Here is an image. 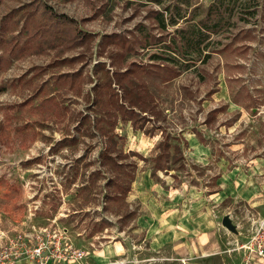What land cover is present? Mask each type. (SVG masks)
<instances>
[{
    "label": "rangeland",
    "instance_id": "rangeland-1",
    "mask_svg": "<svg viewBox=\"0 0 264 264\" xmlns=\"http://www.w3.org/2000/svg\"><path fill=\"white\" fill-rule=\"evenodd\" d=\"M31 1L1 0L0 56ZM41 1L77 19L88 40L19 51L0 71V256L16 250L18 264H264V0H228L233 11L181 74H145L159 114L138 127L120 118L109 133L112 113L95 103L94 87L115 69L150 65L154 52L177 55L162 41L186 25L180 14L192 10L196 22L214 0H189L193 9L187 0ZM168 5L183 9H173L179 23L162 33L151 11L170 23ZM106 34L133 44L124 63L126 50L101 45ZM146 35L161 42L142 48ZM164 139L171 156L159 164ZM106 148L123 170L102 159ZM117 178L132 181L131 190L116 196ZM41 243L47 262L31 256ZM70 248L83 257L64 258Z\"/></svg>",
    "mask_w": 264,
    "mask_h": 264
},
{
    "label": "trees",
    "instance_id": "trees-1",
    "mask_svg": "<svg viewBox=\"0 0 264 264\" xmlns=\"http://www.w3.org/2000/svg\"><path fill=\"white\" fill-rule=\"evenodd\" d=\"M156 3H163L164 0H150ZM1 2V0H0ZM186 5V9L192 7L193 5L189 0L183 2ZM178 5V4H177ZM180 5V4H179ZM178 7L182 11L181 6H174V8ZM172 6H165L163 10L171 13L170 19L171 22H167V17L165 16V12L161 10H152L154 19L157 21V25L163 31L162 33L167 31L168 24L177 25L179 23L172 14L174 13ZM26 11V20L23 29L20 34H16L11 40L8 42V48H4L7 51V56H0V71L8 69L11 64V59L13 57H17L19 51H38L45 49L56 48V46L66 45V47H81L86 44L88 40V34L81 27L79 21L74 17L56 10L52 5L48 2H44L41 0H33L29 2V4L25 7ZM205 14L201 16L196 22L192 20L193 15L191 14L192 10L184 12V14H180V18L183 20H187L186 25L178 26L169 40H163V47L173 51L177 55L168 54L163 55L160 52H154L150 55L151 64L148 66H140L142 64L133 63L136 65V68L127 67L125 70L119 69L114 70L111 75H108L107 80L104 84H99L95 86V103H103L107 106L106 113L111 114V122L110 128L106 130V133L114 130L119 123V119L123 118V120L130 121L133 127L136 126L138 121L147 120L149 113L151 115L159 114V110H157V106L154 104L155 97L148 94L146 83L144 82V77L150 75L152 77H162L171 79L172 77H176L181 74L185 66L192 61L189 56L193 53H196L197 49H202L203 45H208L210 43V38L213 34L219 33L220 29L224 25V21L226 19V15L229 12L233 11L231 4L228 0H214L209 6H207L205 10ZM3 27V26H2ZM4 40V39H3ZM157 37L154 35H146L140 39V46L143 48L148 44L156 45L161 41H156ZM104 43H112L118 44L122 49V62L128 58V54L133 51V44L129 43V41L121 37L118 34L109 35L106 34L101 42V45ZM135 51V50H134ZM203 52V51H202ZM114 53L120 52L114 51ZM113 52L110 54V57H117ZM211 53H207L205 56L200 57V60L203 58L210 57ZM183 61V62H182ZM136 70V71H135ZM137 72V78H136ZM142 72V73H139ZM169 75V76H167ZM113 85H116L122 92L120 94L119 90H116ZM112 88L109 97L107 100H103L102 94L105 90H109ZM6 89V86L0 82V94ZM110 91V90H109ZM144 91V92H143ZM105 114V112H104ZM113 115V116H112ZM102 119L99 121H103ZM140 129H144V124L139 126ZM104 126H101L100 129H103ZM110 129V130H109ZM113 141V137H110ZM168 139V138H167ZM167 139H164L159 144L160 153L157 155V162L166 161L165 164L168 163V159L171 156L170 147L172 144L168 142ZM106 152L101 153L102 159L104 158L106 162H110V166L112 169H122L125 168L123 165L117 160L118 156H114L111 152L112 148H106ZM110 151V152H109ZM175 152L181 153L180 147L178 145L174 146V154ZM173 154L172 162L177 161ZM116 155V154H115ZM176 159V160H175ZM106 166V164H103ZM165 168L164 166H162ZM118 177V176H117ZM133 177V176H132ZM132 180V178H131ZM131 182L130 181L126 186L122 184V182L117 178L114 181L115 187L117 189L116 196L119 194L118 192H129L131 190Z\"/></svg>",
    "mask_w": 264,
    "mask_h": 264
},
{
    "label": "built area",
    "instance_id": "built-area-1",
    "mask_svg": "<svg viewBox=\"0 0 264 264\" xmlns=\"http://www.w3.org/2000/svg\"><path fill=\"white\" fill-rule=\"evenodd\" d=\"M44 248V244H39L35 246L31 252L32 257H37L42 259L41 261L47 262L49 259H44L45 257L42 254V250ZM57 248H60L59 246ZM84 252L81 250L69 249L68 252L62 255L64 258L68 257L69 259L78 260L82 258ZM18 251L11 250V251H4L0 256V264H18L19 260L17 259Z\"/></svg>",
    "mask_w": 264,
    "mask_h": 264
},
{
    "label": "water",
    "instance_id": "water-1",
    "mask_svg": "<svg viewBox=\"0 0 264 264\" xmlns=\"http://www.w3.org/2000/svg\"><path fill=\"white\" fill-rule=\"evenodd\" d=\"M223 225H225L231 231H234V232L237 231V226L232 222V220H231V218L229 216H225L224 217Z\"/></svg>",
    "mask_w": 264,
    "mask_h": 264
},
{
    "label": "crops",
    "instance_id": "crops-1",
    "mask_svg": "<svg viewBox=\"0 0 264 264\" xmlns=\"http://www.w3.org/2000/svg\"><path fill=\"white\" fill-rule=\"evenodd\" d=\"M45 264H73V263H66V261H60V262H49V263H45Z\"/></svg>",
    "mask_w": 264,
    "mask_h": 264
}]
</instances>
